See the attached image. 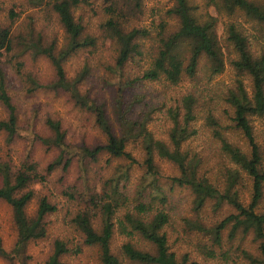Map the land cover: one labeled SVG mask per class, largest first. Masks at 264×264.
<instances>
[{
	"label": "rangeland",
	"instance_id": "obj_1",
	"mask_svg": "<svg viewBox=\"0 0 264 264\" xmlns=\"http://www.w3.org/2000/svg\"><path fill=\"white\" fill-rule=\"evenodd\" d=\"M190 2L201 20L211 16L217 19L216 30L225 54V67L212 79L209 78L206 58L201 60L195 78L185 76L176 85L164 79H137L151 66L162 38L179 28V18L170 13L175 0H140L139 3L134 0H83L75 8V16L84 26V36L94 38L96 43L74 51L64 62V68L70 80L86 71L79 84L80 93L104 106L118 135L123 133L117 115L119 100L123 102L126 115L132 119L149 114L148 129L156 138L168 141L171 119L166 112L170 106H177L184 96L192 93L197 99L198 112L192 126L198 131L185 142L183 149L188 151L190 158L196 155L201 158L198 166L200 175L222 184L224 171L232 163L222 150V143L214 134V127L209 125L207 116L212 114L219 121L223 134L244 152H249L248 139L235 126L234 107L227 96L230 90H237L240 81L249 94L252 95L254 91L251 76L240 73L232 64L237 54L227 40V26L231 22L239 24V28L249 35L253 53L259 55L264 53V22L240 9L234 14L227 13L210 0ZM12 11L16 14L14 18ZM109 22H117L125 30L142 31L137 42L141 44L143 55L130 59L121 70L116 66L120 46L112 38ZM0 26L11 29L12 48L0 52V68L16 105L19 124L18 133L12 141L8 140L6 132H0V161L11 164L16 170L30 155V160L37 164L40 173L46 175L45 181H36L31 185L37 195L27 208L30 215L36 213L40 195L48 196L58 205V210L48 216L47 236L31 241L24 254L15 260L0 255V264H48L57 237L69 240L71 245L81 240L82 236L72 223V218L89 205L84 202V199L87 200L84 190L86 177L93 192H102L109 178L112 181L120 178L125 191L137 193L141 184L148 182L143 163L144 147L140 142L141 137L127 141V150L137 160L130 166V161L125 157H113L108 153H102L96 160L77 155L68 169L61 165L48 174L46 168L59 155L60 149L39 140L40 136H51L52 132L46 124L47 117L61 120L71 150L82 146L94 147L104 143L106 136L97 127L94 113L80 105L70 91L49 86L57 80L56 69L41 48L51 46L58 54L69 41L51 1L0 0ZM7 117L8 110L0 101V118ZM251 121L257 141L264 146V117L253 116ZM156 162L161 174L160 185L168 196L165 206L171 215L166 227L170 247L179 257L188 253L191 260L200 264H249L242 254L243 250L260 256L259 242L251 234L237 233L230 239L228 227L223 231L222 245L219 246L213 244L211 234L196 229L195 222L210 228L224 216L235 212V209L228 203L216 207L214 200H208L202 209L197 210L193 190L171 180V177L180 174L178 167L158 156ZM242 176V199L248 202L251 182L248 176ZM70 194L74 196L70 197ZM135 199L132 197L127 208L134 205ZM263 207L264 201L259 209ZM127 208H120L117 216H122ZM95 224L100 227L99 217ZM17 238L12 206L0 201V244L10 252L15 248ZM124 240V235L116 231L113 240L116 253ZM140 245L152 249L145 241H141ZM82 247L78 254L63 255L64 264H102L97 246ZM209 248L215 251L213 257H207L209 253L206 250Z\"/></svg>",
	"mask_w": 264,
	"mask_h": 264
},
{
	"label": "trees",
	"instance_id": "obj_2",
	"mask_svg": "<svg viewBox=\"0 0 264 264\" xmlns=\"http://www.w3.org/2000/svg\"><path fill=\"white\" fill-rule=\"evenodd\" d=\"M54 10L68 35L67 47L58 54L53 48H41L52 61L56 69L57 80L49 86L53 89L70 91L76 101L91 110L95 115L96 125L106 136V141L94 147L82 146L70 149L66 141V132L60 119L47 117L46 124L51 130V136H40L39 140L45 145L56 146L60 149L59 155L48 164V174L59 166L68 169L75 156L81 155L92 160L98 159L102 153L113 157H125L136 162L134 155L127 150V141L130 138L138 139L143 144L148 182H143L136 192L125 191L122 180L109 178L102 192H93L86 183L84 190L89 204L79 210L72 218V223L81 234L80 242L71 245L70 241L57 237L53 244V251L49 256L48 264H64L62 257L65 254H78L82 246H97L102 264H200L191 260L188 253L181 257L170 247L167 225L171 215L165 206L168 196L160 185V172L156 156L173 162L180 174L171 177L179 185L189 186L195 194V208L200 210L208 200H214L216 207L224 203L230 204L235 212L224 216L221 220L206 227L195 222L198 230L211 234L214 245H222L223 231L229 227V237L234 238L237 233L251 234L259 242L260 256L243 250V256L249 264H264V207L259 209L264 201V146L256 139L255 128L251 118L264 117V53L256 55L251 49L249 35L239 24L231 22L227 26V40L237 54L232 64L240 73H247L253 81V94H249L243 82H239L237 90L228 92V101L234 107L233 121L240 128L250 145V151L244 152L238 145L231 142L222 132L219 121L208 115L209 125L214 127V134L222 143V150L232 166L226 167L222 184H218L208 176L199 174V156L190 158L187 150L183 149L185 142L198 130L192 123L197 117V99L190 93L181 99L177 106H170L167 114L171 119L168 130L169 140L156 138L152 130L148 129L149 114L143 118L132 119L123 110V102L119 100L118 119L123 133H115L107 117L103 105L97 104L86 94H81L79 84L84 79L86 71L70 80L66 76L64 62L80 48L94 46L96 40L84 36V26L75 16V8L83 0H50ZM139 3L140 0H134ZM176 4L170 13L179 18V28L162 38L156 57L151 66L137 79L140 81H158L164 79L171 84H178L187 76L195 78L200 62L206 58L209 64V78L221 73L225 67L224 50L221 46L216 30L217 19L213 16L201 20L194 13V6L190 0H175ZM218 9L234 14L237 10L245 11L249 16L264 22V2L256 0H210ZM13 18L16 16L12 11ZM114 38L120 46V54L116 61L118 69L136 56L143 55L141 44L137 38L142 32L140 29L125 30L117 22H109ZM40 47L41 45H38ZM12 38L10 27L0 26V52L11 50ZM121 70V69H120ZM0 101L8 110V117L0 118V132H6L8 140L12 141L18 133L17 108L6 86V76L0 68ZM30 155L16 170L11 164L0 161V201L12 206L14 222L18 230L15 248L7 251L0 244V255L15 260L22 256L31 241L43 239L48 234V216L58 210V205L48 196L40 195L37 211L30 215L27 211L29 204L34 200L37 191L31 187L33 182L45 181L46 175L41 174ZM86 174V172H85ZM250 178L249 201L242 199L244 182L242 175ZM244 179V178H243ZM216 183V184H215ZM241 183V187L238 185ZM69 194V193H68ZM133 194V196H132ZM73 197L74 194H70ZM132 197H136L134 205L127 208ZM127 210L122 216H117L120 208ZM100 218V227L95 224ZM116 231L122 233L125 240L118 252L113 249V240ZM145 241L152 249L140 245ZM207 257H213V248L206 250ZM242 264V263H239Z\"/></svg>",
	"mask_w": 264,
	"mask_h": 264
}]
</instances>
